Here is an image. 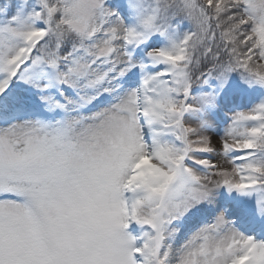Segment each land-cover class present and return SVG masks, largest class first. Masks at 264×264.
Masks as SVG:
<instances>
[{"label": "snow or ice", "instance_id": "1", "mask_svg": "<svg viewBox=\"0 0 264 264\" xmlns=\"http://www.w3.org/2000/svg\"><path fill=\"white\" fill-rule=\"evenodd\" d=\"M0 264H264V0H0Z\"/></svg>", "mask_w": 264, "mask_h": 264}, {"label": "rangeland", "instance_id": "2", "mask_svg": "<svg viewBox=\"0 0 264 264\" xmlns=\"http://www.w3.org/2000/svg\"><path fill=\"white\" fill-rule=\"evenodd\" d=\"M241 104L243 105V102H242ZM211 158H212L213 160L219 159V157H216L215 155H213Z\"/></svg>", "mask_w": 264, "mask_h": 264}]
</instances>
